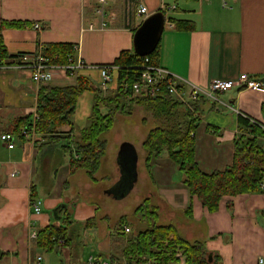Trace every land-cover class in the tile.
Masks as SVG:
<instances>
[{"label": "crops", "instance_id": "1", "mask_svg": "<svg viewBox=\"0 0 264 264\" xmlns=\"http://www.w3.org/2000/svg\"><path fill=\"white\" fill-rule=\"evenodd\" d=\"M141 6L147 7L150 14L164 11L166 23L159 43L158 65L182 80L187 91L192 86L209 89L214 80H236L244 73L264 78V0H110L105 6L99 0H0V26L7 23L3 37L13 58L21 53L41 54L50 43H72L77 49L75 64L98 66L112 64L123 50L134 52V33L143 21L138 15ZM172 19L190 20L195 27L180 30ZM17 22L23 26L11 25ZM36 23L42 26L41 30L34 27ZM78 75L89 77L103 89L113 90L118 85L117 66L111 70L109 83H105L100 69L86 67L73 74L55 68L50 80L43 84L72 85ZM40 85L28 71L0 69V264H37L39 257L42 264H72L71 247L47 252L37 244L39 229L53 223L52 211L61 204H69L67 208L74 220L95 218V226L82 234L83 247L76 263L89 264L91 256L97 263L110 256L121 258L124 243L117 238L115 227L123 217L110 225L106 215L97 214L94 205L79 200V196L64 194L69 178L79 170L73 172L66 155L70 152L71 156L68 144L90 124L94 104L91 90L78 99L73 116L75 131L69 132L70 126H64L56 134L59 138L38 134L36 142L33 138L17 137L14 148L1 139L3 133H11L12 122L17 118L31 115L34 119ZM201 97L206 102L203 113L197 115L199 121L193 133L195 159L206 173L223 171L233 164L236 139L245 133L240 116L264 125V89L235 86L215 93V98ZM148 133L140 140L143 176H166L161 183L164 195L158 205L166 222L175 225L187 240L205 242L209 250L222 257L218 264H259V259L264 258V193L224 196L219 209L209 211L197 195L190 193L182 172L169 156L157 159L148 169L143 147ZM128 142L139 150L135 142ZM59 156L68 160L60 168L53 160ZM39 160L42 168L50 165L56 169L48 192L45 183L36 180ZM140 162L139 154L138 173ZM164 164L168 172L158 167ZM111 170L118 179L120 168L116 161ZM97 183L96 178L85 187L80 182L78 194L95 193ZM36 200L41 201L38 213L32 209ZM75 200L79 203L73 205ZM125 225L129 224L125 221L123 228Z\"/></svg>", "mask_w": 264, "mask_h": 264}, {"label": "trees", "instance_id": "2", "mask_svg": "<svg viewBox=\"0 0 264 264\" xmlns=\"http://www.w3.org/2000/svg\"><path fill=\"white\" fill-rule=\"evenodd\" d=\"M162 11V10H159ZM164 12V11H163ZM180 30H191L195 23L190 20H175ZM6 22L0 26V64L17 59L23 53L13 58L4 42L3 29ZM10 25V24H9ZM15 27L23 26L17 22ZM76 46L72 43H50L42 50L50 63L58 66L70 64V57L76 54ZM159 46L149 56L150 64L158 65ZM101 66L118 67V85L115 89H103L89 77L78 75L76 83L65 86H53L41 83L38 90L36 105L35 132L45 137L57 139L56 134L61 128L70 126V131L76 130L73 116L80 95L86 90L94 93V104L90 116V124L79 131V136L70 140L68 148L71 151L70 163L73 172L85 169L92 175L98 170L101 158L105 154L104 133L114 126L119 112H132L133 105H142L152 112L156 119L153 127L143 142L147 153L146 165L149 170L153 163L162 156H169L179 167L184 176L183 183L192 195H197L203 205L211 212L219 209L224 196H236L245 193L262 191L264 193V125L240 116L239 123L245 130L236 139V152L233 164L223 171L206 173L199 167L195 159V137L193 133L199 121L198 114L203 113L204 97L194 101L183 102L172 94L165 92L155 98H138L133 96V84L142 79L145 74V57L131 50H123L112 64ZM68 74H73L67 69ZM128 88L124 87V83ZM129 105V106H128ZM129 107V108H128ZM31 115L21 116L12 122L11 133L25 140L22 128L32 127ZM73 145V146H72ZM263 185V188L261 186ZM144 207L140 205V212ZM155 216L156 211H152ZM53 223L38 231L39 247L47 252L58 250L61 246L71 247L72 264L79 257L84 230L95 226V218L77 221L66 204L57 206L52 211ZM264 219V212H263ZM124 217L115 227V234L124 243L121 258L110 256L112 263L120 264H218L222 257L208 249L203 241H189L183 237L173 224L150 225V227L133 233L123 228ZM121 231V232H120ZM120 232V233H119ZM3 253H0V256Z\"/></svg>", "mask_w": 264, "mask_h": 264}, {"label": "rangeland", "instance_id": "3", "mask_svg": "<svg viewBox=\"0 0 264 264\" xmlns=\"http://www.w3.org/2000/svg\"><path fill=\"white\" fill-rule=\"evenodd\" d=\"M133 106L134 108H132L131 113L128 112L129 109L125 112L117 113L114 126L102 136L106 151L101 158V164L98 170L92 176L88 174L86 170L79 169L76 174H73L69 178V186L65 188L64 194L73 198L79 196V200H86L94 205L97 214L99 216L106 215V221L110 225L115 224L120 217H124L125 221L129 224L128 226H131L130 228L133 233L136 234L139 231L150 227V225H164L168 223L164 218V213L162 211L158 212L160 196L164 195L161 183L166 176L157 174L155 179L143 176L145 171L144 163L142 161L143 149L140 145V140L142 135H145L155 127L156 119L153 117L152 112L148 111L146 107L139 104ZM128 141L135 142L139 149L138 151L141 160L139 167L140 179L134 188L130 192L128 191L124 196L121 194L109 195L107 191L115 190L121 179V172L117 179L114 175L115 171L111 170V164L113 161L117 162L121 145ZM66 155L68 159H70V152L66 153ZM53 160L54 165L58 168L68 162L67 159H64V156H59ZM38 164L39 173L36 180H42L45 183V192H48L50 186L53 184L52 182L55 178L56 169L52 168L50 165V167L45 166L42 168L43 166L41 165L40 160ZM158 167L168 172V167L165 164L161 166L159 165ZM63 170L65 171V169ZM167 177H169V173L167 174ZM94 178L98 180V183L95 185V193L92 192L91 195L86 196L81 194L80 196L78 194L80 187L79 183L82 182L85 187L86 184ZM77 203H79L78 200L72 202L73 205H76ZM143 204L144 207L139 212L138 207ZM66 205L68 207L69 204ZM152 211L157 212L156 216L153 213H150ZM178 217H182L180 212H178Z\"/></svg>", "mask_w": 264, "mask_h": 264}, {"label": "built area", "instance_id": "4", "mask_svg": "<svg viewBox=\"0 0 264 264\" xmlns=\"http://www.w3.org/2000/svg\"><path fill=\"white\" fill-rule=\"evenodd\" d=\"M110 0H99L101 6H105L108 4ZM103 12V11H102ZM138 15L143 17V20L150 15L147 7L141 6L138 10ZM36 29L41 30L42 26L39 23H36L34 26ZM70 64L67 66H58L49 62V60L43 56L42 54H22L17 59H11L8 63L0 64V69H19L25 70L30 73L31 79L37 83H47L50 80V72L55 68H61L72 70L74 73L77 69L82 68H98L101 71V75L104 78L105 83H109L112 81L111 70L115 66H95L89 65L83 62H78L75 64L73 62V57H70ZM145 74L142 79L136 81L133 88V96L138 98H155L158 97L165 92L172 94L175 98L183 101L190 102L196 100L198 97L207 96L211 98H215V93H222L228 91L235 86L239 87H247L253 90H261L264 89V83L261 79H256L248 74H241L236 80H214L209 89H203L198 86H192L189 91L186 90L184 83L180 80L176 75L171 73L166 68L161 67L160 65H152L150 64L149 56H145ZM124 87L128 88V84L125 82ZM37 114L34 117L32 127H24L22 128V134L27 138H33L36 142V138L38 137L35 132V121ZM2 141L9 148H14L17 136L12 133H3L1 135ZM263 188V185L261 186ZM32 209L34 212L38 213L41 210V201L36 200L32 203ZM126 232H130V227L125 225L124 227ZM37 264H42V258H38ZM89 264H120L118 262L112 263L109 259H104L97 263L96 258L91 256L89 258ZM128 264V263H127ZM259 264H264V258L259 259Z\"/></svg>", "mask_w": 264, "mask_h": 264}, {"label": "water", "instance_id": "5", "mask_svg": "<svg viewBox=\"0 0 264 264\" xmlns=\"http://www.w3.org/2000/svg\"><path fill=\"white\" fill-rule=\"evenodd\" d=\"M166 23L163 11H156L148 15L135 30L134 51L141 57L152 54L161 41ZM264 83V78H262ZM117 162L121 172V179L116 189L108 190L109 195L124 196L130 192L138 181L139 153L136 146L131 142H124L119 150ZM116 191V193H115Z\"/></svg>", "mask_w": 264, "mask_h": 264}]
</instances>
